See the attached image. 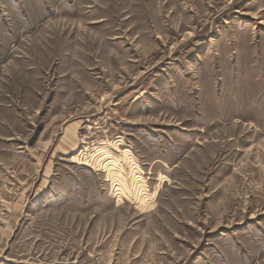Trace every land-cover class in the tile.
<instances>
[{
    "label": "rangeland",
    "instance_id": "1",
    "mask_svg": "<svg viewBox=\"0 0 264 264\" xmlns=\"http://www.w3.org/2000/svg\"><path fill=\"white\" fill-rule=\"evenodd\" d=\"M0 264H264V0H0Z\"/></svg>",
    "mask_w": 264,
    "mask_h": 264
}]
</instances>
